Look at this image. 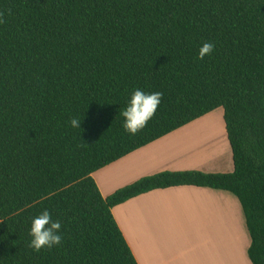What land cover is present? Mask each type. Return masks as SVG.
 Listing matches in <instances>:
<instances>
[{"label": "trees", "instance_id": "obj_1", "mask_svg": "<svg viewBox=\"0 0 264 264\" xmlns=\"http://www.w3.org/2000/svg\"><path fill=\"white\" fill-rule=\"evenodd\" d=\"M137 88L162 100L131 135ZM219 108L232 172L164 171L102 197L92 174ZM183 186L233 195L264 264V0H0V264H137L111 210ZM44 210L62 241L36 252Z\"/></svg>", "mask_w": 264, "mask_h": 264}, {"label": "crops", "instance_id": "obj_2", "mask_svg": "<svg viewBox=\"0 0 264 264\" xmlns=\"http://www.w3.org/2000/svg\"><path fill=\"white\" fill-rule=\"evenodd\" d=\"M210 125L194 121L91 177L106 198L142 177L164 171L230 173L231 155L229 161H218L207 159L197 149L195 143L199 134L202 136L197 130L217 134L215 127L205 129ZM223 133L226 136L225 127ZM226 144L229 147L227 137ZM218 153L223 155L221 148ZM230 195L220 190L183 186L151 191L114 207L111 212L137 264H191L181 253V243L191 240L192 233L200 229L212 242L221 243L218 251L214 247L205 255L207 264H251L243 213Z\"/></svg>", "mask_w": 264, "mask_h": 264}, {"label": "clouds", "instance_id": "obj_3", "mask_svg": "<svg viewBox=\"0 0 264 264\" xmlns=\"http://www.w3.org/2000/svg\"><path fill=\"white\" fill-rule=\"evenodd\" d=\"M215 45L211 42L203 43L199 49L198 58L203 59L212 53ZM162 100L160 92H146L139 88L132 91L127 105L121 112L124 118L123 128L131 135L142 130L153 118ZM69 124L74 129H80L81 120L72 118ZM62 224L54 220L48 210L32 218L29 235L32 237L30 247L39 252L42 248H51L61 244Z\"/></svg>", "mask_w": 264, "mask_h": 264}, {"label": "rangeland", "instance_id": "obj_4", "mask_svg": "<svg viewBox=\"0 0 264 264\" xmlns=\"http://www.w3.org/2000/svg\"><path fill=\"white\" fill-rule=\"evenodd\" d=\"M222 116H223V110L219 108L214 112L202 117L201 119L196 120L203 124L206 123L211 124L210 126H204L205 129H207V127H212V129L215 127L217 132V134L214 135L212 133H209L211 132L210 130L207 131L197 130L198 134L200 132L202 136H200L199 134L198 136L199 141L198 143L195 144H197L198 147L197 149L200 151L199 153L206 154L207 159H211V158L214 160L219 159L220 161H222L223 159L229 161L230 159L231 151L229 150V147H227L226 136L225 133H223L224 122ZM219 129L220 132L218 133ZM211 140L213 143L206 142ZM194 141L195 140L193 138V142ZM193 142L192 144L194 145ZM220 142L222 143L218 145V143ZM220 148L222 149V154H223L222 156L221 155L219 156L218 153ZM230 197H232V199L236 201V203H238L239 205L238 200L233 195H230ZM181 244L183 245L181 249V253L188 261H190L191 264H207V260L204 259L205 255L213 251L214 247L215 248L217 247V251H218V248L220 247L221 243L216 241L212 242V239L207 235V233L205 231H201L200 229L192 233L191 240H189L188 242H183Z\"/></svg>", "mask_w": 264, "mask_h": 264}]
</instances>
